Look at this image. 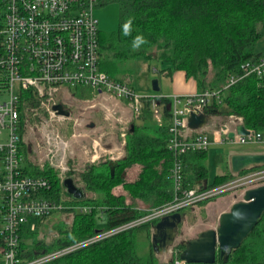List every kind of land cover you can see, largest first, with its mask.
Wrapping results in <instances>:
<instances>
[{"label": "trees", "instance_id": "obj_1", "mask_svg": "<svg viewBox=\"0 0 264 264\" xmlns=\"http://www.w3.org/2000/svg\"><path fill=\"white\" fill-rule=\"evenodd\" d=\"M110 2L118 5L119 21L116 31H98L100 71L119 81L118 65L126 60L145 57L163 62L166 66L158 71L159 75L172 76L180 71L195 81L197 94L206 90L217 93V98L206 105L204 115L239 116L247 130L263 135L264 79L252 70L262 63L255 46L264 37V0H98L96 6ZM156 97L163 124L159 128L151 125V99H147L141 124L132 122L125 134L124 154L114 163L113 173L107 161L89 165L79 174L84 189L94 195L82 200L67 194L54 169L39 168L29 161L22 139L26 115L21 114L23 173L46 179L48 187L41 196L67 207L62 212L72 213V222L54 225L57 236L49 243L38 238L40 220L34 231L23 227L19 233L20 258L29 260L77 244L171 201L170 168L176 159L168 148L171 100ZM21 98L28 108L40 106L31 89L23 92ZM181 158L187 183L207 182V151L191 152ZM219 164H224L223 157L219 158ZM131 168H136L137 174L128 180ZM229 173L213 177L209 184L223 182ZM119 188L122 192H117ZM134 201H140L145 208H138ZM78 206L90 210H69ZM4 213L0 203V228ZM102 216L105 226L99 227ZM157 222H146L80 247L47 264H157L150 242L151 228ZM140 234L149 243L146 257H140L136 251ZM177 248L183 249L180 245ZM216 264L223 263L217 258ZM225 264H264V213Z\"/></svg>", "mask_w": 264, "mask_h": 264}, {"label": "built area", "instance_id": "obj_2", "mask_svg": "<svg viewBox=\"0 0 264 264\" xmlns=\"http://www.w3.org/2000/svg\"><path fill=\"white\" fill-rule=\"evenodd\" d=\"M97 3L98 0H0V203L5 208L0 228V264H47L80 247L146 222L159 221L226 194L236 201L240 200L246 190L264 185V165L249 167L235 174L230 172L226 180L216 185L204 181L187 183L182 156L207 151L212 141L219 144H258L262 136L251 131L248 135L238 134L236 128L243 125V121L233 114L220 122H209L202 128L190 129L187 123L190 114L204 115L206 105L217 98V93L206 90L200 94L172 96L168 148L176 159L170 168L171 201L151 209L136 220L97 232L93 237L69 247L29 260L19 257L21 229L27 227L34 231L36 220L48 218L53 212L67 208L41 196L48 187L46 179L23 173L22 140L19 136L21 114L27 116V112H34L37 108L26 107L21 94L33 90L40 100V108L48 103L51 119L66 118L57 114L53 106L57 103L55 96H63V89L67 86L97 93L92 101L88 99L89 108H94L96 102H103L105 98L119 99L135 117L140 116L145 101L149 99L137 95L127 81L111 79L100 71L99 29L93 15ZM252 71L261 76L263 63ZM232 82L233 79H230ZM151 102L152 126L159 128L164 121L163 115L155 100ZM231 132L234 135L229 138ZM41 143L38 149L44 151L43 161L47 160L52 169L58 167L64 170L62 158L67 142L56 132H46ZM41 164L39 162L36 166L43 168ZM69 210L86 212L90 209L78 206ZM68 214L72 218V213ZM171 262L186 264L178 254Z\"/></svg>", "mask_w": 264, "mask_h": 264}, {"label": "rangeland", "instance_id": "obj_3", "mask_svg": "<svg viewBox=\"0 0 264 264\" xmlns=\"http://www.w3.org/2000/svg\"><path fill=\"white\" fill-rule=\"evenodd\" d=\"M93 15L97 20L99 31L111 33L117 30L119 21V8L117 3L110 2L104 5H98L95 7ZM165 66V63L154 59L136 57L120 63L118 65L119 73L117 76L121 80L128 81L137 95L151 97L155 93H165L171 87L173 88L171 77L164 74L159 75L158 73ZM153 69L156 70L153 71ZM153 80H158L160 92H154L152 90ZM75 89H81L82 91L78 92ZM63 93L68 94L55 96L54 100L57 102L56 104H62L64 109L69 112L68 117L64 119H51L47 109L49 106L48 103L44 104L42 108H37L34 112H27L22 137L26 156L32 164L37 165L39 162H42L41 165L51 167L47 160L43 161L44 151L38 149V145L42 144L41 138L44 133H58L59 137L66 141L68 146L62 158V167H64V170L58 167H54L53 169L57 172L61 183L66 178H72L75 186L83 190L85 197H94L92 193L84 189V184L79 174L89 165L107 161L109 163L116 162L123 157L125 134L129 128L128 123L124 124V122H133L134 115L129 108L123 106L124 103L119 99L105 98L106 100L103 102H96L94 108H89L88 105L90 102H88L87 98L90 97L89 101H92L91 98H96L97 93H90L86 88H72L67 86V88L63 89ZM92 122L95 124L93 127L90 126ZM104 122L107 126L108 123H114L113 130L118 131V135L116 132V135L112 132L111 141L106 134L101 136ZM136 123L141 124V120L137 119ZM99 124L103 125L98 127L97 125ZM112 142L116 144L118 149L115 153L108 154L105 149ZM263 149L264 133L261 142L258 144L235 143L210 145L207 149L206 160L208 170L207 181L211 182L215 175L228 171L229 167L226 163V158L230 156V153L259 152ZM220 157L224 158V164H219ZM136 174L137 169L131 168L127 175L128 180H133ZM117 192H122V190L119 188ZM126 200L129 203L132 201L128 196H126ZM230 200L236 201L233 196L226 194L225 196L219 197L218 201H209L200 206L197 205L193 208L181 210L180 212L183 213L182 222L176 230L175 243L177 244L183 240L194 238L203 230L214 229L217 226L220 211L224 212L225 209L227 211L231 204L234 203L230 202ZM135 203L138 208H145L140 201H136ZM59 222H64L69 225L72 222V218L66 212H53L48 218L40 220L37 228L38 238L47 243L51 242L57 236L54 225H57ZM98 226H105L104 216L98 220ZM152 231L153 228H151V234ZM148 246L149 243L146 242L143 234H140L136 241L137 254L140 257H146L148 254ZM171 250L173 251V249H170L165 254H155L154 260L156 263L171 264V260L177 255Z\"/></svg>", "mask_w": 264, "mask_h": 264}, {"label": "water", "instance_id": "obj_4", "mask_svg": "<svg viewBox=\"0 0 264 264\" xmlns=\"http://www.w3.org/2000/svg\"><path fill=\"white\" fill-rule=\"evenodd\" d=\"M152 90L159 92L158 80L152 81ZM57 114L68 117L62 104L53 106ZM210 117L206 115L190 114L188 127L199 129L208 124ZM240 135L250 133L243 125L236 128ZM229 133L228 137H233ZM114 163L110 162V172L113 173ZM229 170L231 173H239L249 167L264 165V153L232 154L229 156ZM68 195L76 200L85 198L82 189L77 188L72 178H66L62 182ZM264 213V185L248 189L242 199L231 204L229 209L218 217L217 226L214 229H206L199 232L196 237L180 242L182 250L179 258L186 264H216L219 258L223 264L228 260L230 253L237 249L243 240L257 225ZM182 222V214L175 213L160 219L153 227L151 245L155 254H165L169 248L176 245V230Z\"/></svg>", "mask_w": 264, "mask_h": 264}, {"label": "crops", "instance_id": "obj_5", "mask_svg": "<svg viewBox=\"0 0 264 264\" xmlns=\"http://www.w3.org/2000/svg\"><path fill=\"white\" fill-rule=\"evenodd\" d=\"M255 52L260 56V59L262 60V63H263V72H262V78L264 79V37H262L257 43H256V46H255ZM156 69H153V71H155ZM171 77V82H172V84H173V88L171 87L169 90H168V92H165V93H163V92H160V90H159V92L160 93H155V95H153V96H151V97H149L150 99H151V101L153 100H155L154 98L156 97V96H158V97H160V96H165V97H168V98H170V97H172V96H188V95H193V94H196V93H198V91H197V88H196V83H195V81L193 80V79H189V78H186L185 77V75H184V73L183 72H180V71H178V72H175L174 74H172V76H170ZM124 81V80H123ZM128 82V81H127ZM129 83V82H128ZM130 84V83H129ZM159 85V84H158ZM132 87V86H131ZM133 88V87H132ZM134 89V88H133ZM79 90V89H78ZM80 91H82L81 89L79 90V92ZM67 92H69V91H67ZM90 93H91V91H90ZM66 95L68 94V93H65ZM64 94V95H65ZM157 98V97H156ZM156 102V101H155ZM124 103V102H123ZM152 103V102H151ZM157 103V102H156ZM158 104V103H157ZM121 105H123V104H121ZM123 106H125L126 107V105H125V103H124V105ZM144 108V107H143ZM160 108V107H159ZM142 113H143V110H142ZM142 113L140 114V116H138V117H135L134 116V119H133V122H135L136 123V120L137 119H139V120H141V122H142ZM163 115V114H162ZM223 120V117H219V116H213V117H210V121L209 122H220V121H222ZM208 122V123H209ZM128 123V126H130L131 125V123L132 122H124V124H127ZM137 124V123H136ZM95 124L92 122L91 124H90V126L91 127H93ZM101 125H103V124H99V125H97L98 127H100ZM151 125H152V120H151ZM113 126H114V123L113 124H109L108 123V126L106 125V123L104 122V125H103V128H102V133H101V136L103 135V134H106L107 135V137H109V139H110V141L112 140V137H111V134H112V132H114V134L116 135V133H117V135H118V131L116 132V131H114L113 130ZM119 126V125H118ZM118 126H116V128L117 129H119L118 128ZM116 132V133H115ZM100 136V137H101ZM117 137V136H116ZM262 137H263V135H262ZM216 140H218V136H216V138H215ZM212 140H214L213 139V137H212ZM219 143H217V141H212V144L211 145H218ZM223 144H226V143H223ZM117 149H118V147L116 146V144L115 143H111V145H109V146H107V148L105 149L106 150V152L108 153V154H113V153H115V151H117ZM123 153H124V145H123ZM248 153H264V149L262 150V151H259V152H243V153H230V156L232 155V154H248ZM226 162H227V164H228V162H229V157L228 158H226ZM228 167H229V165H228ZM228 171L230 172V170H229V168H228ZM226 172V171H225ZM225 172H222V173H220V174H217V175H215V176H218V175H223V174H225ZM214 176V177H215ZM208 183H211V182H209V181H207ZM219 200V198H217V200L216 199H214V200H212V201H218ZM232 200V199H231ZM230 200V202H234V200L233 201H231ZM208 203V202H207ZM224 210V209H223ZM226 211V209L224 210V212ZM223 211H220V214L222 213Z\"/></svg>", "mask_w": 264, "mask_h": 264}, {"label": "flooded vegetation", "instance_id": "obj_6", "mask_svg": "<svg viewBox=\"0 0 264 264\" xmlns=\"http://www.w3.org/2000/svg\"><path fill=\"white\" fill-rule=\"evenodd\" d=\"M180 245V242H178L176 245H175V247L174 248H172L173 249V251H175L176 253H180V249H178L177 247ZM182 247V246H181Z\"/></svg>", "mask_w": 264, "mask_h": 264}, {"label": "clouds", "instance_id": "obj_7", "mask_svg": "<svg viewBox=\"0 0 264 264\" xmlns=\"http://www.w3.org/2000/svg\"><path fill=\"white\" fill-rule=\"evenodd\" d=\"M178 213H180V212H178ZM180 214H181V213H180ZM182 215H183V214H182ZM174 247H175V246H174ZM174 247H172V248H174ZM172 248H169V250L172 249ZM169 250H168V251H169ZM177 254H178V256H179L180 253L178 252ZM171 261H172V260H171Z\"/></svg>", "mask_w": 264, "mask_h": 264}]
</instances>
